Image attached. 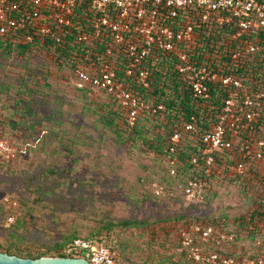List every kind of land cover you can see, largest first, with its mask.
<instances>
[{
	"label": "rangeland",
	"instance_id": "374dc122",
	"mask_svg": "<svg viewBox=\"0 0 264 264\" xmlns=\"http://www.w3.org/2000/svg\"><path fill=\"white\" fill-rule=\"evenodd\" d=\"M22 78L41 82L36 88L40 93L28 102L17 100V92L23 87L18 79ZM29 84L35 87L33 81ZM0 94L8 120L4 131L22 148L12 161L2 159L6 165L0 167L1 245L47 250L75 232L86 237L103 222L146 221L141 230L122 234L129 240L132 256L127 253L128 260L143 264L140 256L153 253L156 260L159 255L173 253L176 246L175 232L169 238L164 234L152 238L150 229L165 226V221L171 226L173 220L185 216L222 219L226 231L239 233L236 246L230 250L238 255L255 250L260 236L250 231L253 226L249 221L262 209L259 203H264V178L260 175L255 179L252 174L247 179L221 178L214 181L203 201H191L168 177L165 158L148 154L141 143L125 145L115 133L118 122L102 118L100 111L111 98L98 91H76L69 70L58 69L48 57L1 59ZM21 113L26 114L22 121ZM143 123L152 128L150 122ZM242 142L240 136L234 144ZM221 154L225 159L235 158L233 153ZM253 165L264 175V165ZM159 185L171 190L156 196ZM10 213L15 221L19 219L18 227L8 223ZM117 235V230L111 234L114 242ZM162 243L166 245L162 247ZM179 263L189 264L187 260Z\"/></svg>",
	"mask_w": 264,
	"mask_h": 264
},
{
	"label": "built area",
	"instance_id": "2783aa9c",
	"mask_svg": "<svg viewBox=\"0 0 264 264\" xmlns=\"http://www.w3.org/2000/svg\"><path fill=\"white\" fill-rule=\"evenodd\" d=\"M205 28L230 32V39L239 43L233 60L238 61L242 54L247 57L257 49L249 38L264 32V0H0L1 36L12 38L15 43H28L34 37H49L56 43H64L74 37L75 43L84 45V55L75 69L77 87H91L112 95L122 108L127 109L130 127L135 126L147 109L151 108L153 113L165 110L164 105L152 107L147 104L130 88L131 78H135L143 89L150 88V73L145 64L156 52L176 54L182 90L194 99L208 100L212 87L227 89L222 113L201 137L205 156L203 177L190 180L183 189L185 196L195 202L204 200L213 175L221 173L215 165V154L230 150L237 137L248 135L239 145L243 158L247 159L251 152L252 159L264 165V140L258 141V148L253 147L261 117V96L257 95L254 100L248 91L241 95L243 80L222 66L214 70L193 61L195 40ZM20 32L24 34L21 38ZM222 44L228 47L230 42ZM120 74L124 80L118 79ZM2 115L0 105V121ZM197 125L195 116L181 120L171 137L170 154L176 152V145L181 144L183 135L196 132ZM20 151L10 139L0 137V162L4 158L15 159ZM168 163L170 175L175 176L176 161L170 159ZM192 163L201 167L197 157ZM243 166L239 164L231 170L242 174ZM164 192V187L158 186L155 194L160 196ZM6 202L16 205L9 199ZM13 222L14 217H8V223ZM179 232L180 245L186 251L189 263L264 264V238L256 243L257 255L242 253L237 259L221 257L217 251L231 247L235 241L233 233H218L213 226L203 228L198 224ZM68 248L89 264H126L104 241L79 237ZM210 248L212 251H208Z\"/></svg>",
	"mask_w": 264,
	"mask_h": 264
},
{
	"label": "trees",
	"instance_id": "16d2710c",
	"mask_svg": "<svg viewBox=\"0 0 264 264\" xmlns=\"http://www.w3.org/2000/svg\"><path fill=\"white\" fill-rule=\"evenodd\" d=\"M207 32H209V34ZM21 33L23 32H20V38L24 35ZM229 34L230 32L228 31L214 32L208 31L207 28L201 29L198 39L195 40V51L192 53V59L198 64H203L214 70H216L218 66H222L228 73H232L237 78L242 79L244 89L241 91V95L245 91H248L254 100H256L257 95L261 96L259 99V102L261 103V117L258 125L256 126L257 134L253 141V147L258 148V141L261 139L264 140V32H259V34L249 38L255 43L257 47L256 52L249 54L247 57L245 54H242L238 61L233 60L232 55L237 52L239 43L232 41L228 36ZM71 39L72 40L65 41L64 43H56L49 37L44 39L34 37L33 41L28 43H15L12 38L0 35V60H26L31 56L48 57L58 69L69 70L70 75L73 78V85L76 91L80 93H97V91L93 90L91 87H86L84 89H79L77 87L75 69L78 67L81 56L84 55L85 46L75 43L76 40L74 37H71ZM224 41L230 42L228 47L222 44ZM176 58L177 56L175 53L156 52L149 59V62L145 64L146 69H148L150 73L149 89H143L135 78L130 79L131 90H133L136 94L141 95L147 104L152 105V107H157L160 104L165 106V110L163 112L153 113L151 108L145 110L133 127H130L128 124L127 109L122 108L112 95L105 92H98L107 95L112 100L110 102L111 105L107 104L106 106H103V109L100 111V115L104 120H111L113 124L118 122L114 125L115 133L119 138H121L122 142L130 147H136L138 143H141L148 151V154H152L158 158H165L168 166V168H166L168 177L173 179L175 184L177 183L176 186L178 187L179 192L185 195L183 191L185 185L190 180H199L203 177L202 167L204 166L205 156L204 147L201 143V137L206 130L211 128V126L217 121V117L222 113L224 100L228 97V92L227 89L222 87H212L211 96L208 100L194 99L189 92L182 90V81L179 78L176 69L179 64ZM118 79L124 80L122 74L118 76ZM18 80L22 83L20 86H23L22 89L17 92V94H19V98L17 99L18 102H28L31 100L32 95L40 93L39 89H36L37 86H41V82L38 78L30 79L28 81L24 78ZM30 81H33L35 87L29 86ZM46 87L49 88V85H46ZM24 90L27 91L24 92ZM0 105L3 110L2 119L0 121V137L11 139L12 137L7 135L4 131L8 120L7 115H5L4 105L1 102ZM23 109L26 110V108ZM17 112L26 111L18 110ZM20 116V121L26 119L25 113H21ZM192 116H195L198 121L196 132L190 135H183L181 144L176 145V152L174 154H170L169 148L172 145L171 137L175 131H177L181 120L184 119L187 121ZM143 121L150 122L152 124V128L146 127ZM151 129H153V132H149ZM247 138L248 135L245 134L242 140H246ZM12 139L11 141L15 143V145L19 146V144ZM19 148L22 150L20 146ZM225 152L227 154L233 153L235 158L230 160L225 159V154H223V156L221 153L215 154V165L221 173L218 176H216V174L213 175V180L205 191L204 199L207 191H210L212 188L214 181L221 180V178L227 179L231 176L238 179H247L251 174L255 176L253 179L259 177V175L264 178V175H261L254 169L253 164L257 161L252 159L253 155L251 154L253 153L248 152L247 159H244L243 154L240 153V147L237 145H233L230 150ZM194 157H197L201 166L200 168L195 167L192 163ZM170 159L176 161L175 176L170 175V165L168 163V160ZM11 161H9L10 164L12 163ZM239 164L244 165L242 174H238L237 172L231 170L232 167H237ZM4 165H6L5 162H0V167ZM247 165L248 168L245 167ZM163 187L165 192L162 195L167 194L168 190H171L169 187ZM171 193L173 195V192ZM261 196L264 198L263 194H261ZM259 204L263 207L256 212L257 215H251L253 220L249 221V223H251L253 228L251 227L249 229L250 231L252 230L255 236H260V239H263L264 203L261 202ZM11 206H13V208L16 207V205ZM10 216L14 217L12 213H10L8 217ZM19 223V219H16L15 221L14 218L13 225H18ZM147 224L148 223L146 221H121L118 223L103 222L102 227H100L97 231H93L88 236L82 238L105 241L107 246L117 251L118 258L120 260L126 264H135L127 258L128 254L132 256L130 253L131 249L129 240L127 241V238L122 234H125L128 231L132 232L134 229L141 230V226H147ZM169 224L170 222L165 221V226L159 227V229H150V235L152 238H160L161 234H164L167 238H169L170 234L175 232L176 246L175 248H172L173 253L170 255H157L158 257L156 260H154L156 256L153 253L145 257L140 256L143 264H180V261L182 262L186 260V251L181 247L179 240V230H182L185 227L198 224L203 228L213 226L218 233H232L223 228L222 219L215 217L192 219V217L182 216L179 219L173 220V225L169 226ZM172 226H175L176 229ZM115 230H117L118 238L114 242V239L111 238V234ZM233 234L235 235V241L232 243L231 247H235L239 239V233L237 231H233ZM79 237L81 236L75 232L63 242L58 243L52 249L47 250H25L18 248L17 245L15 246L12 243H8L6 246L0 244V251L9 255L33 260L43 257L79 258L81 257L80 254H77L68 248L71 242ZM165 245V243L161 244L162 247ZM231 247L223 250L217 249V251L221 257H236L237 259H240L239 255L234 253L233 249L230 250ZM149 250L153 252L152 248ZM208 251H212V249L210 248ZM255 252L256 245L253 253ZM178 253L179 259L175 260V257H178ZM254 255L257 254L255 253ZM187 263L189 262L187 261Z\"/></svg>",
	"mask_w": 264,
	"mask_h": 264
},
{
	"label": "water",
	"instance_id": "95a60500",
	"mask_svg": "<svg viewBox=\"0 0 264 264\" xmlns=\"http://www.w3.org/2000/svg\"><path fill=\"white\" fill-rule=\"evenodd\" d=\"M0 264H89L83 258L43 257L40 259H23L0 252Z\"/></svg>",
	"mask_w": 264,
	"mask_h": 264
}]
</instances>
